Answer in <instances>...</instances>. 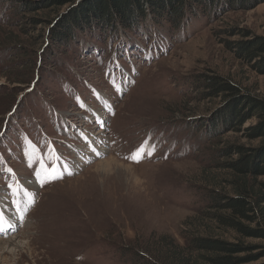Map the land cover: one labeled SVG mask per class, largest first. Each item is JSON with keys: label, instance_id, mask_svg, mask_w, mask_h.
Here are the masks:
<instances>
[{"label": "rangeland", "instance_id": "1", "mask_svg": "<svg viewBox=\"0 0 264 264\" xmlns=\"http://www.w3.org/2000/svg\"><path fill=\"white\" fill-rule=\"evenodd\" d=\"M26 1L49 0H0V204L29 202L17 228L0 235L18 244L3 246L0 264H145L191 237L255 247L240 257L264 264V240L219 228L205 201L210 190L236 194L214 150L264 141L245 137L248 123L201 145L202 123L221 103L200 100L191 84L221 76L264 100L261 65L232 45L263 42L264 0L223 4L215 19L190 16L181 30L148 18L128 41L121 30L79 34L67 53L48 47L46 34L68 7L12 15ZM142 147L138 162L129 158ZM96 148L104 154L87 161Z\"/></svg>", "mask_w": 264, "mask_h": 264}, {"label": "trees", "instance_id": "2", "mask_svg": "<svg viewBox=\"0 0 264 264\" xmlns=\"http://www.w3.org/2000/svg\"><path fill=\"white\" fill-rule=\"evenodd\" d=\"M249 1L251 0H49L39 7L42 10L68 7L65 13L58 14L53 23H50L51 28L46 34L48 47L57 46L66 52L78 41L79 34L101 39L121 30L124 32V39L128 41L131 39L129 35L136 29L146 26L144 22L148 18L153 28L170 25L181 30L186 29L190 16L215 19L219 11L223 13L224 7L221 9V5L232 6L234 3L244 4ZM8 5L10 3L6 4ZM39 7L37 3L28 1L14 3L12 15L24 17ZM33 22L38 24V21ZM99 35L103 36L98 37ZM262 41L232 44L235 46L233 53L249 64L254 62V69L261 65L259 71L264 72V60L257 62L264 54V40ZM50 49L49 52L46 51V61L56 67L59 65V57H52ZM191 84L200 100L221 103V107L210 115L209 120L202 123L200 132L204 138L200 139L201 145L206 141L218 140L227 133L243 131L248 123L252 125L244 129L245 137L249 141H264L263 99L221 76L205 75L191 81ZM214 159L216 165H222L226 171L235 175L232 184L236 194L227 196L221 192L207 191L205 201L209 217L219 228L238 232L248 239L264 240V208H260L264 204V184L253 183V180L264 176V146L245 148L231 145L214 150ZM244 223L256 224L258 227L251 228ZM169 244L172 246L171 256H159V259L145 264H247L261 257H240L255 247L233 244L215 237H191L184 247L175 242ZM262 255L264 256V252Z\"/></svg>", "mask_w": 264, "mask_h": 264}, {"label": "bare ground", "instance_id": "3", "mask_svg": "<svg viewBox=\"0 0 264 264\" xmlns=\"http://www.w3.org/2000/svg\"><path fill=\"white\" fill-rule=\"evenodd\" d=\"M101 150L96 148L94 149V154L91 155L90 157L87 158V161L89 160L92 161L93 158H96L98 156H101L104 153L100 152ZM81 164V163H79ZM78 169L73 168L72 171H77ZM34 186V185H33ZM29 202H27L25 199H21V206L19 209H13L10 205H2L0 204V212L3 213V215L8 219V221L12 224V228L8 229L7 232L5 233H0V235H8L10 234L15 228H17V226L19 225V222H21L22 219V215L25 213V209L27 208ZM18 208V207H17ZM10 230V232H8ZM16 240L10 239L8 241H5L3 243L0 242V250L3 249V246L7 247V246H16ZM18 245V244H17Z\"/></svg>", "mask_w": 264, "mask_h": 264}, {"label": "snow or ice", "instance_id": "4", "mask_svg": "<svg viewBox=\"0 0 264 264\" xmlns=\"http://www.w3.org/2000/svg\"><path fill=\"white\" fill-rule=\"evenodd\" d=\"M145 151L146 150L142 147V148L138 149L137 152L129 158L138 162L139 159L143 157V154L145 153ZM53 178H59V177H53ZM10 228H12V224L3 215V213L0 212V233H5Z\"/></svg>", "mask_w": 264, "mask_h": 264}]
</instances>
